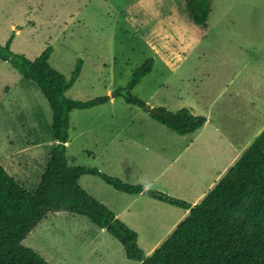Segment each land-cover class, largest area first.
<instances>
[{"label":"rangeland","instance_id":"374dc122","mask_svg":"<svg viewBox=\"0 0 264 264\" xmlns=\"http://www.w3.org/2000/svg\"><path fill=\"white\" fill-rule=\"evenodd\" d=\"M48 10L49 18L16 48L21 51L12 52L33 61L51 47L50 65L68 79L82 62L68 98H112L107 105L71 113L69 164L197 205L215 175L210 166L192 159L193 149L174 161L177 148L190 138L115 95L129 85L137 68L154 59L152 73L132 91L147 108L178 112L199 97L216 96L231 81L228 91L240 81H252L242 86V96L264 98V0H213L206 26L194 23L187 0H54ZM55 144L52 109L41 90L0 60V163L35 192ZM80 185L120 214L117 218L137 233L147 255L183 213L146 196L134 200L97 176L83 177ZM23 244L51 264H140L129 260L106 230L70 213L49 215Z\"/></svg>","mask_w":264,"mask_h":264},{"label":"trees","instance_id":"16d2710c","mask_svg":"<svg viewBox=\"0 0 264 264\" xmlns=\"http://www.w3.org/2000/svg\"><path fill=\"white\" fill-rule=\"evenodd\" d=\"M212 4L213 0H187L196 25L208 24ZM14 37L0 45V60L11 63L41 90L52 109L56 145L35 192L27 190L0 163V264H51L23 242L49 215L58 213L87 218L118 240L129 260L140 264H264V131L195 206L142 185L124 183L95 168L71 166L67 157L71 113L107 105L112 98L104 96L88 102L68 98L67 93L80 77L82 62L68 79L50 65L51 47L32 61L12 52ZM154 63V59H148L137 68L129 85L115 97L147 111V104L132 91L152 73ZM157 111L150 113L153 120L179 136L191 135L207 122L205 116L194 115L187 108L171 112L161 107ZM87 175L99 177L119 192L143 195L189 214L147 255L139 246L137 233L81 187L80 180Z\"/></svg>","mask_w":264,"mask_h":264},{"label":"crops","instance_id":"0c3cea01","mask_svg":"<svg viewBox=\"0 0 264 264\" xmlns=\"http://www.w3.org/2000/svg\"><path fill=\"white\" fill-rule=\"evenodd\" d=\"M53 3L54 0H0V38L2 39L0 44L5 45L14 34L15 37L11 49L14 53L21 51L20 49L16 50V48L19 47L20 42H22L27 33L37 29L38 22H44L49 18L48 7L52 6ZM34 16L40 19L34 20ZM259 57L262 60L261 53H259ZM247 83L253 84L252 81H243V85ZM233 84L234 81H231L216 96L197 97L196 101L187 104V109H190L194 115L205 116L207 122L195 133L181 136V138H190V142L182 141L183 143L177 148L178 155L174 161L183 158L193 149L191 153L192 159L197 160L200 166H210V175H215V182H212L208 192L201 194L197 201L204 199L264 131V104L262 103L264 98L262 96H260L259 100L257 97L244 98L242 96L244 93L242 81H240V86L228 91ZM194 86L196 87L195 96H198L200 89L197 81H194ZM244 100H247V102L242 105ZM179 142L181 141L175 144ZM172 149L176 148L172 147ZM142 197L144 196H134V200ZM155 201L163 204L160 205L161 207L164 206L163 202ZM164 208H167L166 211L170 213L175 210L169 209V207ZM188 214L189 211L183 210V213L178 215L175 221L172 222L169 230L159 242L165 241ZM115 215L120 217V214Z\"/></svg>","mask_w":264,"mask_h":264},{"label":"water","instance_id":"95a60500","mask_svg":"<svg viewBox=\"0 0 264 264\" xmlns=\"http://www.w3.org/2000/svg\"><path fill=\"white\" fill-rule=\"evenodd\" d=\"M147 111H148L149 113H156V114L159 113L156 109H152V108H147Z\"/></svg>","mask_w":264,"mask_h":264}]
</instances>
